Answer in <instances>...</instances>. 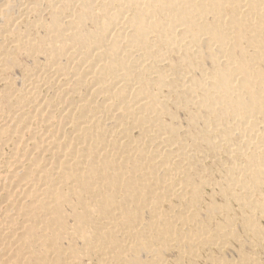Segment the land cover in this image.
Masks as SVG:
<instances>
[{"label": "bare ground", "instance_id": "bare-ground-1", "mask_svg": "<svg viewBox=\"0 0 264 264\" xmlns=\"http://www.w3.org/2000/svg\"><path fill=\"white\" fill-rule=\"evenodd\" d=\"M25 1L0 0V264H196L231 201L257 247L264 0ZM241 252L207 263L264 264Z\"/></svg>", "mask_w": 264, "mask_h": 264}, {"label": "rangeland", "instance_id": "rangeland-1", "mask_svg": "<svg viewBox=\"0 0 264 264\" xmlns=\"http://www.w3.org/2000/svg\"><path fill=\"white\" fill-rule=\"evenodd\" d=\"M30 1L32 2L33 0H27V2L25 1V3L26 4H29L30 3ZM47 15V14H46ZM45 15V16H46ZM33 17H36V14H34L33 13V15H32ZM28 25L27 24H22V26H20L21 28H20V31L22 30V31H26L27 30V27ZM24 27V28H23ZM34 36H35V34H34ZM22 56V57H20V59H18V57L19 56ZM25 55V56H24ZM25 59V60H24ZM27 59V60H26ZM29 56H27L26 57V54L25 53H19V55H17V60L19 61V63H20V65H19V69L16 71V72H14V73H11L10 71H8L7 73H6V75L8 76V77H10L11 76V79H13V80H15L16 78H17V80H19V79H21L22 80V78H24V68H26V67H28V68H31L32 69V67L34 68V62H33V60H31V59H29ZM21 61V62H20ZM33 62V63H32ZM18 63V64H19ZM22 63V64H21ZM24 64H26V65H24ZM21 69V70H20ZM10 72V73H9ZM9 73V74H8ZM11 74V75H10ZM23 76V77H22ZM22 77V78H21ZM19 78V79H18ZM0 85H2L0 88H4V84H0ZM8 152V151H7ZM207 163H211V160H208L207 161ZM215 173V172H214ZM220 174V176L218 175V173L216 172L215 174H214V176H213V180H215L216 182H218L219 183V181L221 182L222 181V179H224V175L222 176V173H219ZM216 178V179H215ZM219 188L218 187H216L215 189H213V188H208V189H206V190H204L203 192V194H204V199L205 200H203L202 201V203H200V204H198L197 205V208L199 207V210H201V212H203L202 210H206L207 208H208V206H209V203L211 202L210 200H211V198L213 199V198H215V199H213V202H215V204L217 205L218 204V206H223L222 204H225L224 203V199H222V197L220 196V193H219ZM261 191H263V192H261ZM214 192V193H213ZM213 193V194H212ZM218 193V194H217ZM260 194V195H259ZM263 196H262V195ZM208 195V196H207ZM211 195V196H210ZM214 197H213V196ZM257 195H259V196H261V198L262 197H264V187L263 188H261V189H259L258 190V194ZM217 197V198H216ZM254 198V197H253ZM255 198H257V196L255 197ZM259 199H260V197H259ZM215 200V201H214ZM204 201L206 202V203H204ZM219 202V203H218ZM232 206V207H231ZM207 207V208H206ZM240 206L237 204V203H235V202H233V201H231L230 202V206H229V212L228 213H230L229 214V216L231 217H229V219H232V217H233V222H234V219H236L237 221H235L234 223H235V225H234V223H233V226H231V227H234V229L233 228H231L230 227V229H232V231L233 230H235L234 231V233L237 235V237H236V235H235V237H236V239L235 240H232L231 242H230V244L229 245H227V246H225V248L223 249V248H221V247H219V246H211L212 247V249H211V247L210 248H206V250L204 249V251H201L200 250V258L198 259V261H196L198 264H209V263H207L208 261V258H212V256H213V258H219V257H223L224 256V258H225V256L227 257L226 259H230V258H233V257H235L238 253H242L241 251H243L244 253H246V254H248V255H251V256H253V257H255V258H257V259H259L260 261H262L263 263H264V236H262V240L257 244L258 246L256 247H254V248H252L249 244H251L252 243V241H254L255 239L253 238V234L251 233V231H248L249 232V234H248V232L246 233V231L247 230H243V224H242V221H241V218H242V216L244 215V214H246L243 210H240V208H239ZM232 210V211H231ZM242 211V212H241ZM235 212V213H234ZM242 213V214H241ZM244 213V214H243ZM238 214V215H237ZM237 215V216H236ZM235 217V218H234ZM259 219H257V222L258 223H260V224H258L259 225V228L261 229L262 228V231H261V234H262V232H263V234H264V216H262V217H258ZM261 219V220H260ZM217 220L219 221H223L224 219L221 217V216H218L217 217ZM237 222V223H236ZM241 222V223H240ZM227 225V224H226ZM238 225V226H237ZM236 226V227H235ZM240 230V231H239ZM246 235H248V236H246ZM242 236H243V238H242ZM238 239V240H237ZM241 239V240H240ZM243 239V240H242ZM244 241H245V243H244ZM262 242V243H261ZM248 244V245H247ZM242 245V246H241ZM260 245H261V247H260ZM218 247V248H217ZM243 248H245V249H247L246 251L243 249ZM220 249V250H219ZM228 249V250H227ZM241 249H243V250H241ZM222 253H221V252ZM238 251V252H237ZM255 251V252H254ZM203 252V253H202ZM237 252V253H236ZM251 252V253H250ZM231 253H232V255H231ZM258 253V254H257ZM224 254V255H223ZM175 255L177 256V254H172V253H169L167 256H166V261L164 260L163 261V263L162 264H174L175 263V260H176V258L177 257H175ZM212 255V256H211ZM216 255V256H215ZM231 255V256H230ZM235 255V256H234ZM259 255V256H258ZM256 256H258V257H260V258H258V257H256ZM168 258V259H167ZM220 258V259H221ZM228 259V260H229ZM202 260V261H201ZM168 261H169V263H168ZM165 262H167V263H165ZM97 263V261L95 260V261H93L92 262V264H96ZM196 263V264H197Z\"/></svg>", "mask_w": 264, "mask_h": 264}]
</instances>
